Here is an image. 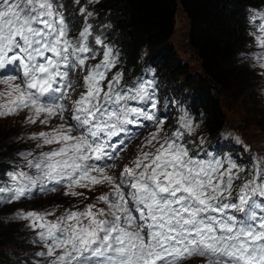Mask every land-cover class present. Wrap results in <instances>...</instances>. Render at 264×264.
Returning <instances> with one entry per match:
<instances>
[{"label": "snow or ice", "instance_id": "6c2138e0", "mask_svg": "<svg viewBox=\"0 0 264 264\" xmlns=\"http://www.w3.org/2000/svg\"><path fill=\"white\" fill-rule=\"evenodd\" d=\"M99 2L0 0V118L24 114L23 126L41 129L18 137L28 146L0 166V204L107 188L84 197L83 210H17L40 250L13 264H185L193 254L264 264V160L204 148L182 105L169 123L177 103L161 100L150 62L125 80L120 53L94 25ZM246 23L260 51L237 55L264 80V12L248 11ZM145 128L154 130L137 151L121 155Z\"/></svg>", "mask_w": 264, "mask_h": 264}, {"label": "trees", "instance_id": "16d2710c", "mask_svg": "<svg viewBox=\"0 0 264 264\" xmlns=\"http://www.w3.org/2000/svg\"><path fill=\"white\" fill-rule=\"evenodd\" d=\"M178 5L188 20V44L200 60L199 71L190 72L187 64L175 57L169 42ZM95 6L103 11L100 17L108 25L109 43L120 53V67L126 69L125 80L135 79L142 66L150 62L158 73L160 88L178 87L188 93L187 99L183 95H172L178 106L172 110L169 123L176 119L180 105L187 108L196 122L199 137L204 140V148L226 154L227 146L222 144L225 135L220 130L228 116L236 115L234 122L242 127H245L246 118L254 124L264 121L261 75L242 55H237L246 52L249 43L245 31V8L264 12V0H100ZM113 15L119 16L120 26L113 20ZM249 31L254 29L249 27ZM160 70L166 75L162 76ZM237 108L242 109L239 115ZM1 132H6L5 128L0 129ZM145 135L143 133L141 137ZM212 146H215L214 150H211ZM21 149L13 134L0 135V165ZM128 153L133 155L132 150ZM50 198L66 206L65 199L57 201L58 194ZM16 207L26 209L27 205L19 202L11 208ZM10 211L8 206L0 207V264H13L40 250L29 246L30 249L24 251L20 247L24 242L28 245L30 238L13 234L22 222L15 215L8 217ZM37 260L46 264L45 259L35 257L30 264H36Z\"/></svg>", "mask_w": 264, "mask_h": 264}, {"label": "rangeland", "instance_id": "374dc122", "mask_svg": "<svg viewBox=\"0 0 264 264\" xmlns=\"http://www.w3.org/2000/svg\"><path fill=\"white\" fill-rule=\"evenodd\" d=\"M118 17H119L118 15L112 16L114 21L119 22L120 20ZM173 21H174V30H173V34L169 38V42L173 48L175 57H177L180 60H183L187 64L188 68L190 69V72L199 71L201 68L200 60L197 57L196 53L192 50V48L188 44V39H187L188 38V20L186 18L185 13L183 12L181 6H179V5L176 8ZM117 26H120V22L117 23ZM119 33L122 35V30H120ZM120 42H121V44H124L123 39H121ZM159 73L162 76L166 75V72L162 71V70H160ZM257 84H259V83H256V85ZM240 112H242V109L237 108V114ZM23 115L24 114H21L19 116H15V117L8 118V119H1L0 118V120L7 121L5 123L3 121H0V129L5 128V130H6V132H1L0 135L7 136V133H9V135L13 134L15 137L22 136L23 130L21 129L22 127L20 126V122L21 121L23 122ZM235 117H236V115H234L233 117L228 116L227 121L228 122L235 121V119H234ZM239 119H240V116L236 118V120H238V121H239ZM244 122H245V127L244 126L243 127L238 126V128L246 136V139H247L250 147H252L253 150L264 155V121H262L260 124H254L250 118H246L244 120ZM2 124H5V126L2 127L1 126ZM6 141L9 143V139H7ZM136 143H139V140L136 141L135 144ZM25 145L28 146L27 144H25ZM6 147L7 146H5V149H6ZM132 147H130L129 149H131ZM136 149H137V147H136ZM105 189H106V187L105 188L97 187L94 192L88 191V190H83L82 192L84 193V197H94L97 193H101ZM57 193H59L58 194L59 198L57 200L58 202H60L62 198H65V200L67 202H69L71 205H73L79 209H81L86 202L91 201V200H85L84 197H76V198L65 197L63 194V191L57 192ZM50 196H52V195H50ZM50 196L43 197V199L38 200L37 202L28 206L27 208L29 210L32 209V210H38V211H42L44 209L50 210L51 207L57 205V202L55 200H52L50 198ZM15 204H17V203L10 204V206L12 207ZM67 205H69V204H67ZM10 206H8L11 210L8 213V217L11 215L14 216V213L17 210H21V207H16V209H12ZM34 207H35V209H34ZM21 222L23 223V221H21ZM22 223L17 226V229H15V232L13 234L15 236H19L23 239H25L27 237L30 238L32 236V232L24 226V223L23 224ZM8 246H11V244H9ZM29 246H31L30 243L27 245L24 242L20 247L24 248V251H27L30 249ZM185 264H206V262L202 258H200L198 255L193 254L185 262Z\"/></svg>", "mask_w": 264, "mask_h": 264}, {"label": "bare ground", "instance_id": "6f19581e", "mask_svg": "<svg viewBox=\"0 0 264 264\" xmlns=\"http://www.w3.org/2000/svg\"><path fill=\"white\" fill-rule=\"evenodd\" d=\"M176 113V112H175ZM15 214V213H14ZM10 215V214H9ZM6 226V225H5ZM16 234V233H15Z\"/></svg>", "mask_w": 264, "mask_h": 264}]
</instances>
